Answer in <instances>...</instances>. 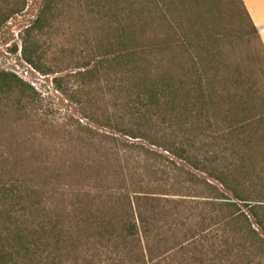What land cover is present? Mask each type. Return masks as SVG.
<instances>
[{
	"label": "trees",
	"instance_id": "1",
	"mask_svg": "<svg viewBox=\"0 0 264 264\" xmlns=\"http://www.w3.org/2000/svg\"><path fill=\"white\" fill-rule=\"evenodd\" d=\"M26 1L0 0V30ZM79 24L84 49L51 60L43 38ZM234 36L258 41L252 72ZM21 54L79 118L0 72V264H264V113L245 116L264 46L242 0H42Z\"/></svg>",
	"mask_w": 264,
	"mask_h": 264
},
{
	"label": "rangeland",
	"instance_id": "2",
	"mask_svg": "<svg viewBox=\"0 0 264 264\" xmlns=\"http://www.w3.org/2000/svg\"><path fill=\"white\" fill-rule=\"evenodd\" d=\"M41 5L42 0H27L24 11L11 18L0 30V72L4 71L12 73L30 85L31 82L36 84L35 86H31L40 94L45 107L50 111L59 113L62 116L74 115L76 118H79L76 107L67 101L65 97L54 88L52 80L55 76H45L38 73L25 63L22 58L21 48L23 34L36 20ZM214 10L215 9L213 8V12H215ZM219 12L223 16L220 19L222 24L220 25L218 23L215 27V31L220 33L225 31L236 33L239 26L237 24L226 23V15L228 13L227 7H220L219 11L217 10V12H215L216 17H219ZM81 23L82 22H80V24ZM80 24L76 26L77 28L73 25L74 27L67 29L66 33L51 34L43 38L42 44H45L44 49H50L49 51L51 54H49L51 55V60H57L60 55L59 51L64 49V47L70 49L76 48L78 49V52L84 49L86 38L89 37L88 39H91V36L88 32L89 29L82 28ZM229 39L230 40H224V38H221L222 42L220 43L227 46L228 62L233 66L240 64L252 72L251 64H254L257 60H262V57L258 56V41L253 37L250 38L249 43L245 41L246 39H237L236 36ZM83 62L84 60H82L81 57H78V59H75L69 67H76ZM251 72H247L248 76L245 77L252 87L254 107L252 108L253 112H251L250 115H245L247 120H251V118L257 113H264L263 81L259 74H252ZM57 116L59 115L57 114ZM257 158H260V156H257Z\"/></svg>",
	"mask_w": 264,
	"mask_h": 264
},
{
	"label": "crops",
	"instance_id": "3",
	"mask_svg": "<svg viewBox=\"0 0 264 264\" xmlns=\"http://www.w3.org/2000/svg\"><path fill=\"white\" fill-rule=\"evenodd\" d=\"M264 46V0H242Z\"/></svg>",
	"mask_w": 264,
	"mask_h": 264
},
{
	"label": "built area",
	"instance_id": "4",
	"mask_svg": "<svg viewBox=\"0 0 264 264\" xmlns=\"http://www.w3.org/2000/svg\"><path fill=\"white\" fill-rule=\"evenodd\" d=\"M36 18H37V17H36ZM31 85H32V86H35L36 84H34V83L31 82Z\"/></svg>",
	"mask_w": 264,
	"mask_h": 264
}]
</instances>
